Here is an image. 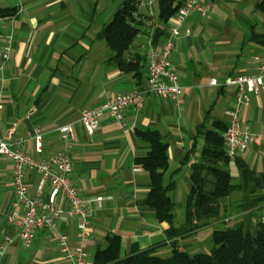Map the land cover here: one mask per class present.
<instances>
[{
	"label": "crops",
	"instance_id": "0c3cea01",
	"mask_svg": "<svg viewBox=\"0 0 264 264\" xmlns=\"http://www.w3.org/2000/svg\"><path fill=\"white\" fill-rule=\"evenodd\" d=\"M123 1L0 0V6L16 9L13 16L0 17V37L5 42L10 38L11 43L9 60L0 73V135L36 158H48L62 148L58 128L71 124L72 178L85 200L89 216L90 235L85 243L89 254L87 264L93 263L94 253L107 234L120 236L121 257L127 255L133 245L144 249L166 240L168 225L157 221L152 209L142 203L149 189L148 177L133 160L144 155L148 148L139 140L137 132L155 128L163 136L169 161L163 181H174L169 195L175 207V197L179 200L183 195L186 197L191 187V165L198 160L203 146L202 137H197L194 142L197 129L201 131L197 126L202 119L207 127L214 120L226 124L223 110L233 101V87L222 85L230 75H224L220 81L212 76L210 79L215 78L219 85H210L209 79L207 86L216 89L212 99L208 94H201L206 109L210 110L209 114L202 115L204 107L197 104L196 92L204 91L194 84L190 87L194 80L199 81L193 63L188 57L172 60L171 53L169 61L183 85L180 106L149 93L139 109L124 111L122 123L104 114L94 132L88 134L78 122L83 109L96 107L107 98L136 87L132 71H121L115 64L107 62L109 51L104 39L99 37L102 26ZM208 2L206 0L205 16L210 13ZM203 17L190 13L182 32L189 34L198 28L203 32L200 21ZM163 35L164 30L155 42L160 43ZM258 35L240 43L242 63L236 65L233 74L252 71L254 64L250 56L264 53V33ZM183 38L181 43L186 44ZM143 41L144 37L134 38L124 54L125 59L132 62L137 57L141 59L143 78L140 88L145 86ZM186 87L188 95L193 92L190 98L183 96ZM219 88H222L220 93ZM241 120L254 133V140L236 157L228 158L232 181L239 179L236 158L257 172L264 169V92L250 95L249 103L241 109ZM36 134L40 135L39 151L35 147ZM17 138L22 141L17 143ZM12 169L11 161L0 155V239L5 234L13 239L0 256V264H67L58 250L56 238L59 233L66 234L69 243L75 245L78 218L67 217L66 201L58 195L56 206L62 212L57 220V230L37 231L31 245L24 247L16 226L7 222L14 197ZM24 180L29 193L36 194L40 184L36 170L26 169ZM41 191L42 200L46 202L48 182L42 184ZM228 207L227 197L222 201V210ZM173 216L174 223V210ZM181 241L178 239V244L183 248ZM166 248L168 244L158 248L157 253L167 254Z\"/></svg>",
	"mask_w": 264,
	"mask_h": 264
},
{
	"label": "trees",
	"instance_id": "16d2710c",
	"mask_svg": "<svg viewBox=\"0 0 264 264\" xmlns=\"http://www.w3.org/2000/svg\"><path fill=\"white\" fill-rule=\"evenodd\" d=\"M183 1L157 0V20L167 22ZM254 8L264 12V0L256 2ZM135 9L134 0H124L102 26L99 37L104 39L109 51L107 62L115 64L121 71H132L136 87L140 88L143 78L141 59L137 57L132 62L124 57L138 30L130 23ZM15 13L14 7L0 6V17H10ZM162 31L157 26L154 41ZM258 36L252 32L250 40ZM262 40L264 42V37ZM221 90L219 88V93ZM197 127L201 131L197 129L194 142L197 137H202L203 146L198 160L191 165V187L185 199L184 222L180 226L173 223L174 202L169 192L174 188V181H163L169 166L163 136L155 128L138 131L139 140L148 148L144 155L133 160L134 165L141 167L148 177L149 189L142 203L152 209L157 221L168 225L166 240L144 249L133 245L130 252L121 257L120 236L107 234L97 247L92 264H264V169L257 172L236 158L239 179L232 181L229 159L223 146L225 123L214 120L207 127L202 119ZM234 193L239 198L230 200ZM227 197L229 207L224 211L222 201ZM215 221L220 225L216 226ZM210 226L213 228L212 245L208 252H190L179 246L178 239L189 238ZM167 244V254L157 253L158 248Z\"/></svg>",
	"mask_w": 264,
	"mask_h": 264
},
{
	"label": "built area",
	"instance_id": "2783aa9c",
	"mask_svg": "<svg viewBox=\"0 0 264 264\" xmlns=\"http://www.w3.org/2000/svg\"><path fill=\"white\" fill-rule=\"evenodd\" d=\"M136 9L132 12L130 23L138 27L134 38L144 37L143 47L146 53L145 86L134 87L125 93H117L107 98L96 107L81 111L78 122L88 134L97 128L99 118L107 114L112 120L122 123L124 111L128 108L139 109L147 94L151 93L168 100L174 106H180L183 85L176 68L169 58L175 46L176 38L185 27L188 15L192 12L205 16L206 0H184L174 14L163 23L156 17L157 0H134ZM157 26L164 30L160 43L154 41ZM11 51L10 38L5 42L0 37V73L9 60ZM254 67L250 72L232 74L222 82L223 86L233 87L232 104L223 110L226 119L223 132V146L228 158H234L244 151L254 140V133L241 120V109L249 103L251 94L264 92V53L250 56ZM210 85L218 86V81L211 78ZM2 103L0 102V112ZM62 148L48 158H36L20 150L0 135V155L10 160L13 166L12 180L14 197L7 222L17 228V235L24 247H29L39 230L56 231L57 220L62 210L56 206V198L62 195L66 201L67 217H77L76 243L71 245L66 234L59 233L56 245L66 258L67 264H87L89 254L85 243L90 235L89 216L84 205V198L77 190L72 178V162L69 148L72 140L70 123L58 128ZM21 138L16 142L20 143ZM36 150L40 148V135L36 134ZM33 168L40 175V184L36 194L28 191L24 180L26 169ZM48 182L49 193L46 202L41 194L42 184ZM41 209V210H40ZM12 237L5 234L0 239V256L4 254Z\"/></svg>",
	"mask_w": 264,
	"mask_h": 264
},
{
	"label": "rangeland",
	"instance_id": "374dc122",
	"mask_svg": "<svg viewBox=\"0 0 264 264\" xmlns=\"http://www.w3.org/2000/svg\"><path fill=\"white\" fill-rule=\"evenodd\" d=\"M209 1L210 13L200 19L204 26L203 32L201 28L192 29L189 34L183 31L182 35L175 40V46L170 58L177 60L180 57H188V60L193 63L194 69L198 73L199 81L194 80L190 87L194 84L204 91L201 93L200 91L196 92L197 104H203L202 106L204 107L202 115L205 113L209 114L210 110L206 109L207 106L203 103L205 100L201 98V94H208L209 99H212L215 94L216 88L207 86L210 77L213 76L220 81L224 75H232L237 68L236 65L242 63V59L239 56V53H241L239 49L240 43H244L250 38L252 32L256 34L264 33V12L254 8L255 3L259 0ZM181 37H184L182 41H186V44L184 42L181 43ZM243 51H246V49H243ZM188 92L189 90L186 87L183 96H187ZM190 94H193V92L191 91ZM189 95L188 98H190ZM218 115L220 114L218 113ZM179 198L181 199L179 200L175 197L176 206L173 209L175 226H180L185 218L186 197L183 195ZM238 198V194L234 193L230 200ZM216 221L215 225L219 226L220 222ZM212 229L210 226L190 238L183 239L181 246H185L183 249H187L190 252H208L212 245ZM165 250L168 251V248Z\"/></svg>",
	"mask_w": 264,
	"mask_h": 264
}]
</instances>
